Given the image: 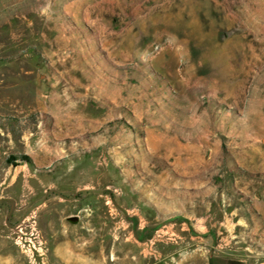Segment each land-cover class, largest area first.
I'll return each instance as SVG.
<instances>
[{"label":"rangeland","instance_id":"rangeland-1","mask_svg":"<svg viewBox=\"0 0 264 264\" xmlns=\"http://www.w3.org/2000/svg\"><path fill=\"white\" fill-rule=\"evenodd\" d=\"M0 264H264V0H0Z\"/></svg>","mask_w":264,"mask_h":264},{"label":"trees","instance_id":"trees-1","mask_svg":"<svg viewBox=\"0 0 264 264\" xmlns=\"http://www.w3.org/2000/svg\"><path fill=\"white\" fill-rule=\"evenodd\" d=\"M30 159V158H29ZM31 161V160H30Z\"/></svg>","mask_w":264,"mask_h":264}]
</instances>
